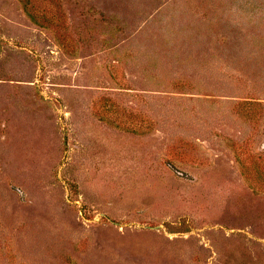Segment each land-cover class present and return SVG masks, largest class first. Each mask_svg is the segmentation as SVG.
Returning <instances> with one entry per match:
<instances>
[{
	"label": "rangeland",
	"instance_id": "374dc122",
	"mask_svg": "<svg viewBox=\"0 0 264 264\" xmlns=\"http://www.w3.org/2000/svg\"><path fill=\"white\" fill-rule=\"evenodd\" d=\"M30 2L0 0V264H264V0Z\"/></svg>",
	"mask_w": 264,
	"mask_h": 264
},
{
	"label": "trees",
	"instance_id": "16d2710c",
	"mask_svg": "<svg viewBox=\"0 0 264 264\" xmlns=\"http://www.w3.org/2000/svg\"><path fill=\"white\" fill-rule=\"evenodd\" d=\"M31 0H22V2L24 3V6L25 8L28 10V13L30 14V16L33 18V19H36L38 21L39 17L37 16V14H35V12L33 10H31V8L27 7V5L31 2ZM32 7V6H31Z\"/></svg>",
	"mask_w": 264,
	"mask_h": 264
}]
</instances>
